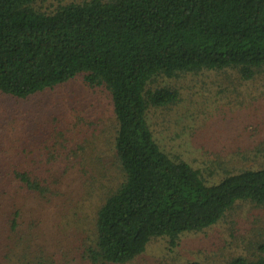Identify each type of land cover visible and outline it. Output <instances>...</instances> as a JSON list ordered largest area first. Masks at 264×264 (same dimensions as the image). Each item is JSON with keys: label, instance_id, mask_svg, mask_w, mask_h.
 Instances as JSON below:
<instances>
[{"label": "trees", "instance_id": "16d2710c", "mask_svg": "<svg viewBox=\"0 0 264 264\" xmlns=\"http://www.w3.org/2000/svg\"><path fill=\"white\" fill-rule=\"evenodd\" d=\"M37 1L0 0V92L26 100L84 76L108 94L124 180L97 210L91 263L128 264L154 239L176 247L182 235L211 229L238 204L264 207V163L225 170L210 183L162 148L150 122L154 110L182 99L161 78L235 73L247 83L264 74V0H82L52 13L35 10ZM76 119L65 129L80 132ZM17 176L42 192L33 174ZM226 264H264V255Z\"/></svg>", "mask_w": 264, "mask_h": 264}, {"label": "rangeland", "instance_id": "374dc122", "mask_svg": "<svg viewBox=\"0 0 264 264\" xmlns=\"http://www.w3.org/2000/svg\"><path fill=\"white\" fill-rule=\"evenodd\" d=\"M77 1L38 0L33 8L52 13ZM229 74L161 78L158 84L176 86L182 99L150 114L162 148L201 169L210 183L225 170L264 163V74L247 83ZM76 115L82 130L65 129ZM113 116L106 91L87 86L84 76L26 100L0 92V264H93L86 252L97 210L124 180ZM21 171L33 174L42 192L25 186ZM263 247L264 207L242 203L211 229L182 235L176 247L152 240L128 264H226L264 255Z\"/></svg>", "mask_w": 264, "mask_h": 264}]
</instances>
